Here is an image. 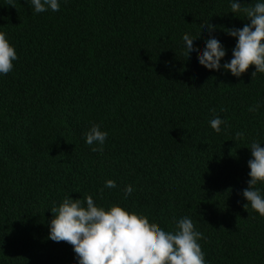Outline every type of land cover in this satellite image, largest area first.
<instances>
[{"label": "trees", "instance_id": "16d2710c", "mask_svg": "<svg viewBox=\"0 0 264 264\" xmlns=\"http://www.w3.org/2000/svg\"><path fill=\"white\" fill-rule=\"evenodd\" d=\"M247 22L229 0H60L41 13L0 0L17 53L0 75V264H72L71 245L48 238V208L66 194L165 231L189 216L206 264H264V216L240 195L249 142L264 145V74L205 69L182 41L200 49L199 26L215 25L223 62L235 43L224 30ZM90 122L108 133L103 152L84 143Z\"/></svg>", "mask_w": 264, "mask_h": 264}, {"label": "clouds", "instance_id": "9594fccd", "mask_svg": "<svg viewBox=\"0 0 264 264\" xmlns=\"http://www.w3.org/2000/svg\"><path fill=\"white\" fill-rule=\"evenodd\" d=\"M25 2L34 13L60 9V0ZM229 6L232 13H242L248 19L242 27L233 26L224 30L228 36L235 37L230 59L221 62L227 49L210 34L216 28L211 23L199 26L198 38L205 32L209 33L200 49L195 47L192 36L188 33L182 35L183 54L188 58L195 55L197 63L205 69L226 70L235 77H240L250 64L255 66L251 76L264 74V0L246 4L241 0H229ZM16 59L14 46L0 31V75L9 73ZM259 107L257 103L249 106L248 110L255 112ZM208 123L213 131L219 133L225 120L214 114ZM107 135L100 124L90 122L83 133L84 143L93 152H103ZM235 136L242 138L244 133L237 131ZM248 148L250 158L246 163L249 178L240 195L247 201L243 205L245 208L250 205L256 213L264 216V188L257 187L258 184L264 185V145L259 140H252ZM105 187L115 188L116 183L107 179ZM132 191V185L124 186L125 196ZM48 209L53 214L48 221V238L71 245L74 253L72 264H206L198 243L203 233L196 230L189 216L175 219L173 229L165 231L150 223L145 215L129 211L118 203L107 207L98 205L91 195L85 196L82 202L66 194L58 205L53 203Z\"/></svg>", "mask_w": 264, "mask_h": 264}]
</instances>
